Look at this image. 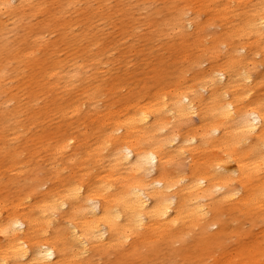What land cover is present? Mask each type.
<instances>
[{"label": "bare ground", "instance_id": "bare-ground-1", "mask_svg": "<svg viewBox=\"0 0 264 264\" xmlns=\"http://www.w3.org/2000/svg\"><path fill=\"white\" fill-rule=\"evenodd\" d=\"M43 1L0 0V9ZM250 1L238 34L254 32L264 47V0ZM230 2L222 8L227 28L238 10ZM3 40L10 57L0 59V264H93L98 253L172 243L197 227L219 243L223 230L208 227L224 205L264 217V89L256 93L264 76L248 70L246 44L171 87L101 106L99 58L67 65L55 57L17 86L23 72L9 62L37 59L40 39L24 52ZM38 125L56 130L23 153L20 141ZM40 160L48 176L22 183ZM12 187L13 195L2 192Z\"/></svg>", "mask_w": 264, "mask_h": 264}, {"label": "rangeland", "instance_id": "rangeland-1", "mask_svg": "<svg viewBox=\"0 0 264 264\" xmlns=\"http://www.w3.org/2000/svg\"><path fill=\"white\" fill-rule=\"evenodd\" d=\"M228 1L232 6L238 5L235 15L230 12V28L222 13L223 4ZM209 2L202 6L199 0H44L21 12L12 7L2 8L0 59L10 57L4 49V37L13 52L26 51L32 38L39 37L37 59L9 62L23 72L15 79L17 86H23L29 84V75L49 67L55 57L67 65L74 57L85 62L99 58L100 72L96 78L102 85L101 106L132 99L144 91L165 89L179 79L203 73L210 65L225 61L223 49L226 51L228 46L237 49L246 44L248 70L257 80L264 76L263 44L254 42V32L241 35L237 30L242 24V13L254 8L255 1ZM252 12L253 9L249 13ZM189 20L198 28L188 26ZM182 34L186 41L181 40ZM237 51H233L235 58ZM184 55L189 58H182ZM263 89L264 85H257L256 93ZM55 130L53 126L33 127L20 141V149L25 153L38 147ZM184 163L187 165L189 160ZM47 164L40 160L31 165L32 171L23 175L22 183L48 176ZM72 171L68 165L62 175ZM14 190L12 187L2 192L13 195ZM256 216L254 212L232 210L224 205L219 222L208 227L209 234L223 230L219 243L202 235L201 227H197L172 243L164 239L153 243L141 241L134 249L98 253L93 264H264V217Z\"/></svg>", "mask_w": 264, "mask_h": 264}]
</instances>
